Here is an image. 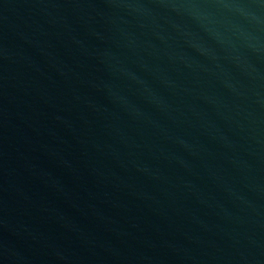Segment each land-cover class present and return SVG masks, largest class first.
Listing matches in <instances>:
<instances>
[{
    "label": "water",
    "instance_id": "1",
    "mask_svg": "<svg viewBox=\"0 0 264 264\" xmlns=\"http://www.w3.org/2000/svg\"><path fill=\"white\" fill-rule=\"evenodd\" d=\"M0 264H264V0H0Z\"/></svg>",
    "mask_w": 264,
    "mask_h": 264
}]
</instances>
